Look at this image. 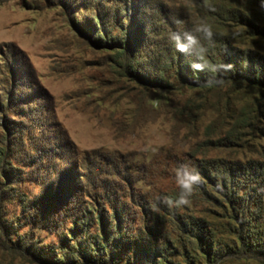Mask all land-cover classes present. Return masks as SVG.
I'll return each instance as SVG.
<instances>
[{"label":"rangeland","instance_id":"1","mask_svg":"<svg viewBox=\"0 0 264 264\" xmlns=\"http://www.w3.org/2000/svg\"><path fill=\"white\" fill-rule=\"evenodd\" d=\"M258 1L0 0V264L61 261L76 237L83 252L68 261L94 264L86 242L104 244L108 230L123 241L103 264H147L155 242L167 264H260L221 254L239 248L244 210L264 216V91L243 88L227 111L222 92L172 76L175 87L156 90L135 71L166 57L172 32L218 30L220 8L219 30H262ZM243 41L264 55V39ZM181 165L201 184L170 207ZM184 221L214 241L200 234L194 251Z\"/></svg>","mask_w":264,"mask_h":264},{"label":"trees","instance_id":"2","mask_svg":"<svg viewBox=\"0 0 264 264\" xmlns=\"http://www.w3.org/2000/svg\"><path fill=\"white\" fill-rule=\"evenodd\" d=\"M256 6L258 11L254 14V19L264 21V0H259ZM228 13L226 8H220L218 16L215 18L213 15V19H216L215 25L218 26V30H212V42L206 44L207 54L205 56L209 65H223L225 67L219 68L215 72L193 70L190 65L196 62L194 58L178 52L174 47L170 50H163L166 57L161 54L152 55L150 57L152 60L150 65L138 67L135 70L137 81L145 87L167 91L175 87H171L173 84L170 81V77L172 76L179 88L195 90L205 96L214 92H222L226 97L225 107L227 111L232 108L231 95L241 91L243 88L264 91V55L256 50L239 46L248 37L264 39V28L262 30H219L221 28H229L226 20H224L226 18L225 15H228ZM249 21H246V24L251 25ZM227 141H231L230 138L227 137L225 142ZM258 205L260 206V201ZM259 209L254 212V210L249 208L250 212H248V215H246L247 210H244L241 216V229L239 227L240 230H236L233 227L235 236L240 242L239 248L232 249L228 247L221 255H225L228 259L254 260L264 264V216ZM188 220L190 221V219ZM85 221L88 222L87 219H84L81 226L86 225ZM88 227L90 228V224H88ZM189 227H191V224L185 221L180 225L181 232L186 235L190 248L194 251H196L198 246L193 244L192 238L196 240L202 234L207 240V245L214 241L215 234L210 228L197 226L196 230H192L193 228ZM119 235V232L114 235V232L108 230L104 244H100L97 240L91 238V240L86 242V249L88 250L84 253L86 259L92 260L94 264H103L107 260L102 255L108 250L111 257V251L121 245L123 240L122 236ZM77 239L76 237V246L81 247L82 244L77 242ZM76 246L73 247L72 254L64 253L61 255V261L55 260L51 264H70L68 259L71 255L77 253H79L78 256L82 255V250L76 252ZM141 255L146 259L147 264H167L171 256L170 252L157 242L154 243V246L144 250ZM112 258L114 259V257Z\"/></svg>","mask_w":264,"mask_h":264},{"label":"clouds","instance_id":"3","mask_svg":"<svg viewBox=\"0 0 264 264\" xmlns=\"http://www.w3.org/2000/svg\"><path fill=\"white\" fill-rule=\"evenodd\" d=\"M213 32L206 23H199L195 25L191 31L172 32L168 39L172 42L178 52L190 55L196 61L191 64L193 70H204L208 72H215L219 68L225 67L223 65H209L205 59L207 54V43H211ZM176 184L180 189L181 194L174 201L164 198L162 203L172 207L179 208L187 205L189 197L193 194L194 188L201 184L200 174L188 165H181L177 168L175 173Z\"/></svg>","mask_w":264,"mask_h":264}]
</instances>
